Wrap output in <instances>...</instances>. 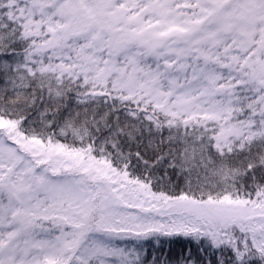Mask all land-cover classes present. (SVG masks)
I'll list each match as a JSON object with an SVG mask.
<instances>
[{"label": "snow or ice", "instance_id": "snow-or-ice-1", "mask_svg": "<svg viewBox=\"0 0 264 264\" xmlns=\"http://www.w3.org/2000/svg\"><path fill=\"white\" fill-rule=\"evenodd\" d=\"M0 264H264V0H0Z\"/></svg>", "mask_w": 264, "mask_h": 264}, {"label": "trees", "instance_id": "trees-1", "mask_svg": "<svg viewBox=\"0 0 264 264\" xmlns=\"http://www.w3.org/2000/svg\"><path fill=\"white\" fill-rule=\"evenodd\" d=\"M179 246H180L179 244L176 245V247H179Z\"/></svg>", "mask_w": 264, "mask_h": 264}]
</instances>
